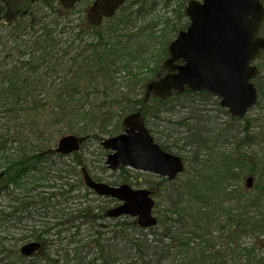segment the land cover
I'll list each match as a JSON object with an SVG mask.
<instances>
[{"label": "trees", "instance_id": "16d2710c", "mask_svg": "<svg viewBox=\"0 0 264 264\" xmlns=\"http://www.w3.org/2000/svg\"><path fill=\"white\" fill-rule=\"evenodd\" d=\"M189 1L164 0L173 17L152 19L157 2L128 0L94 27L91 0L72 10L37 0L0 37V264H264V55L253 81V110L262 108L255 117L252 110L233 120L205 91L146 100L149 85L166 74L168 46L189 27ZM77 7L86 13L76 16ZM135 113L186 164L175 181L151 175L157 225L148 229L129 216L109 218L119 203L87 188L82 168L91 172L79 152L69 165L55 152L66 133L84 145L117 136ZM50 158L44 178L31 176ZM120 170L130 184V170ZM34 242L39 250L25 257L22 248Z\"/></svg>", "mask_w": 264, "mask_h": 264}, {"label": "water", "instance_id": "95a60500", "mask_svg": "<svg viewBox=\"0 0 264 264\" xmlns=\"http://www.w3.org/2000/svg\"><path fill=\"white\" fill-rule=\"evenodd\" d=\"M82 0H61L73 9ZM127 0H93L87 12L88 22L95 27L112 18ZM190 25L181 31L169 48L164 62L165 76L153 81L146 92L160 99L173 93L207 92L220 99L222 108L234 120L243 119L257 104L258 91L253 81L260 76L255 65L264 54V4L261 0H192L186 8ZM124 131L102 142L109 151L106 166L110 171L120 167L153 174L174 181L185 171L181 156L166 152L154 140L138 113L123 120ZM84 139L77 135L60 138L55 150L62 156L80 151ZM88 189L100 197L112 198L120 205L107 213L109 218L129 216L143 229L155 227V200L150 190L130 185L111 186L92 179L82 170ZM248 180V187L252 186ZM40 248L29 243L22 254L30 257Z\"/></svg>", "mask_w": 264, "mask_h": 264}, {"label": "rangeland", "instance_id": "374dc122", "mask_svg": "<svg viewBox=\"0 0 264 264\" xmlns=\"http://www.w3.org/2000/svg\"><path fill=\"white\" fill-rule=\"evenodd\" d=\"M154 1L157 2V4L154 3L157 7H156V9L153 10V13L150 16L152 19L153 18L156 19V17H163V18H168V17L172 18L173 17V14L171 13V11L173 10V7L169 8V9H165L164 5L162 4V2L164 3V0H154ZM76 13H77L76 16H78V15H83V13H86V11L81 12V7H77ZM145 24H147V18H145L143 20L141 19V21L138 23L137 26H142ZM161 30H164V26L159 24L158 28H157V33L159 36H161V34H162V33H159V32H161ZM23 39L28 40L29 36L24 37ZM169 39H173L172 33L169 36ZM1 46H4V41H2L0 43V49H1ZM13 46H14V40L12 43H10L9 48H11ZM12 50L13 49H9L8 51H12ZM155 51H157V52L155 53L154 59H152L153 63L150 60L151 66H154V64H155L154 62L158 61V57H157L158 49H156ZM166 60H167V58L162 61V64H164V62ZM122 77H124L123 73H121V78ZM143 96H144V94H143ZM260 111H262V108H260L259 110L255 109L250 113V116L255 117L257 115V113L259 114ZM220 119L222 122H227L226 117L221 116ZM55 130L56 129H53L52 132L50 130H47L46 133L50 134V132H51V135H52V133L55 132ZM152 130L156 131L157 129L152 128ZM152 133L156 139L162 140V141H160V143L164 142V139L161 138V136H159L158 132H152ZM70 134H72V133H66L63 136L70 135ZM108 138H109V136H107V135L104 136V139H108ZM57 140H56V143H58ZM103 149L104 148L102 147L100 142L99 143H96V142L93 143L92 141H88L85 143V145L82 147L81 151L79 152V155L82 156L83 161L87 163V166L89 167L92 176H94L97 179H101L102 180L101 182L108 183V184L109 183H115V182L117 184H120V185L121 184H129L127 182H123L125 180V178H124L125 174H123L120 169L117 171H113V172L107 169L106 158L108 156V152H107V155H105V157H104ZM52 159H55V158L47 159L43 163L39 164L37 170L32 171L31 176H33L37 179L44 178L45 176L43 174H46L50 165H52V163L50 162ZM70 161H71L70 157H66V160H64L65 164H68V165H69ZM61 162L63 164V161H61ZM61 162L59 161V164H61ZM125 169L128 171L130 170L128 168H125ZM130 172L132 174V178L130 179L131 183L129 185H131L132 187H134L136 189L146 188V187H147V189H149L148 183H150V182L153 183V181H154L153 177H151V174L138 172V171H132V170H130ZM128 176H129V174H128ZM10 189H12V187H10ZM82 194H84V192H82ZM85 200H86V204H93L95 197L91 195V196L87 197ZM156 201H157V199H156ZM98 203L99 202H95V204H98ZM154 213L156 214V211ZM244 241L247 243V245H249L251 243L250 239H245Z\"/></svg>", "mask_w": 264, "mask_h": 264}, {"label": "flooded vegetation", "instance_id": "af4514ba", "mask_svg": "<svg viewBox=\"0 0 264 264\" xmlns=\"http://www.w3.org/2000/svg\"><path fill=\"white\" fill-rule=\"evenodd\" d=\"M36 1L37 0H0V37L4 36L5 31L10 26H12L15 23L17 24L23 16L28 14V6L30 2L34 6ZM196 1H199V0H196ZM91 5H92V0H91ZM106 20L108 19H105L103 23Z\"/></svg>", "mask_w": 264, "mask_h": 264}]
</instances>
